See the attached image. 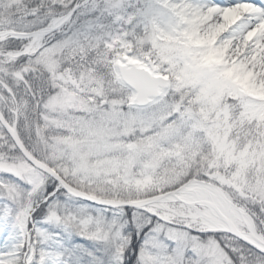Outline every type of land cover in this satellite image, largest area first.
<instances>
[{
    "label": "snow or ice",
    "instance_id": "obj_1",
    "mask_svg": "<svg viewBox=\"0 0 264 264\" xmlns=\"http://www.w3.org/2000/svg\"><path fill=\"white\" fill-rule=\"evenodd\" d=\"M0 264H264V0H0Z\"/></svg>",
    "mask_w": 264,
    "mask_h": 264
}]
</instances>
